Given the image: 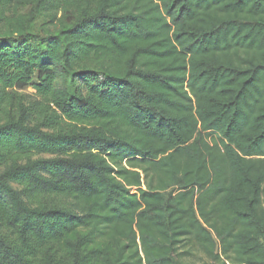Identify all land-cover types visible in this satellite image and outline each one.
I'll use <instances>...</instances> for the list:
<instances>
[{"label": "trees", "instance_id": "trees-1", "mask_svg": "<svg viewBox=\"0 0 264 264\" xmlns=\"http://www.w3.org/2000/svg\"><path fill=\"white\" fill-rule=\"evenodd\" d=\"M0 167V264H264V0H0Z\"/></svg>", "mask_w": 264, "mask_h": 264}, {"label": "rangeland", "instance_id": "rangeland-1", "mask_svg": "<svg viewBox=\"0 0 264 264\" xmlns=\"http://www.w3.org/2000/svg\"><path fill=\"white\" fill-rule=\"evenodd\" d=\"M30 10V7H25L21 8L19 13H27ZM47 21L43 19H39L35 24H34V34L38 35L40 38H45L48 36L49 33H53L55 31L54 26L51 25H46ZM45 24V26H44ZM21 94L28 95L29 97H34L35 95V90L33 87H29L23 91L20 92ZM5 171V168L0 167V174H2ZM178 191V186H175L172 188L169 192L168 195L171 193H176ZM193 264H206V261L204 257L200 254H197L194 259H191Z\"/></svg>", "mask_w": 264, "mask_h": 264}]
</instances>
